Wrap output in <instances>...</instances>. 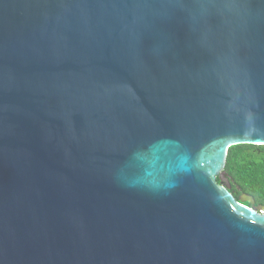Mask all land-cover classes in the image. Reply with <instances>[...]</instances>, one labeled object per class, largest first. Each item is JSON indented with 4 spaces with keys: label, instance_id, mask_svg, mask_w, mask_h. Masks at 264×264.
<instances>
[{
    "label": "water",
    "instance_id": "1",
    "mask_svg": "<svg viewBox=\"0 0 264 264\" xmlns=\"http://www.w3.org/2000/svg\"><path fill=\"white\" fill-rule=\"evenodd\" d=\"M244 143L264 0H0V264H264Z\"/></svg>",
    "mask_w": 264,
    "mask_h": 264
},
{
    "label": "trees",
    "instance_id": "2",
    "mask_svg": "<svg viewBox=\"0 0 264 264\" xmlns=\"http://www.w3.org/2000/svg\"><path fill=\"white\" fill-rule=\"evenodd\" d=\"M217 181L238 200L247 195L254 199L256 207L264 206V145L231 146L226 167ZM245 205L253 206L252 202Z\"/></svg>",
    "mask_w": 264,
    "mask_h": 264
}]
</instances>
